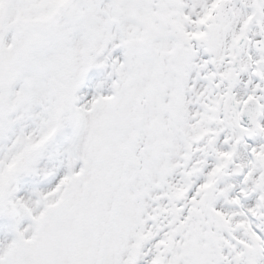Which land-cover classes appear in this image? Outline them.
<instances>
[{
    "label": "snow or ice",
    "instance_id": "obj_1",
    "mask_svg": "<svg viewBox=\"0 0 264 264\" xmlns=\"http://www.w3.org/2000/svg\"><path fill=\"white\" fill-rule=\"evenodd\" d=\"M0 264H264V0H0Z\"/></svg>",
    "mask_w": 264,
    "mask_h": 264
}]
</instances>
